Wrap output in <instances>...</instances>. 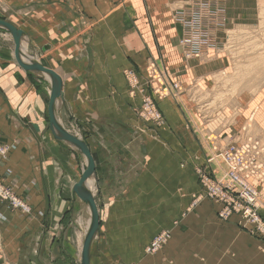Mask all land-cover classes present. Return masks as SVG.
Listing matches in <instances>:
<instances>
[{"label": "crops", "instance_id": "1", "mask_svg": "<svg viewBox=\"0 0 264 264\" xmlns=\"http://www.w3.org/2000/svg\"><path fill=\"white\" fill-rule=\"evenodd\" d=\"M119 6L115 0H0V19L21 31L32 59L60 78L57 121L78 125L93 159L99 231L90 264H123L118 253L141 251L129 237L152 236L169 221L164 205L168 209L170 173L193 179V166L203 162L200 139L187 131L180 114H166L170 130L159 143L141 135L134 137L141 146L134 147L130 133L123 137L122 126L136 124L131 112L123 115L132 108L123 67L131 62L140 69L155 55L152 38L142 33L147 21L126 10L117 13ZM172 35L168 28L162 59L174 45ZM4 40L0 30V147H9L0 157V182L29 213L0 202V264H81L75 237L82 230V204L73 187L83 167L74 148L49 128V80L23 71ZM202 124L205 131L212 128ZM154 188L164 190L155 195Z\"/></svg>", "mask_w": 264, "mask_h": 264}, {"label": "rangeland", "instance_id": "2", "mask_svg": "<svg viewBox=\"0 0 264 264\" xmlns=\"http://www.w3.org/2000/svg\"><path fill=\"white\" fill-rule=\"evenodd\" d=\"M115 4L120 5L117 13L126 10L147 21V33H142L152 38L155 55L144 59L140 69L131 62L123 67L126 104L132 107L123 109V115L131 112L136 121L132 128L122 126L123 137L130 133L134 147L141 146L135 142L141 135L159 143L161 133L170 130L166 116L177 119L180 114L187 131L200 139L203 155L202 164L193 166V179L187 173L186 178L170 173L168 209L164 205L169 221L159 223L161 228L152 236L129 237L134 248L142 249L118 253L123 264H264V233L243 220L244 212L255 211L258 224L264 225V0H115ZM168 28L173 35L178 33L172 35L168 58L162 59L167 56ZM0 30L14 59L12 37ZM179 67L183 72L175 70ZM49 92L50 87L47 108ZM163 105H169L166 113ZM202 122L212 128L204 126L205 131ZM62 124L85 143L76 123ZM8 149L0 147L1 158ZM75 152L83 173L87 162ZM0 187L17 199L1 182ZM160 189L154 188V194ZM9 195L0 202L15 210ZM247 196L254 198V208L246 203ZM97 197L98 188L93 195L96 206ZM18 201L28 214V206ZM156 206L161 210V204ZM85 223H78L82 230H76L80 249Z\"/></svg>", "mask_w": 264, "mask_h": 264}, {"label": "water", "instance_id": "3", "mask_svg": "<svg viewBox=\"0 0 264 264\" xmlns=\"http://www.w3.org/2000/svg\"><path fill=\"white\" fill-rule=\"evenodd\" d=\"M0 28L6 29L10 33L14 44V58L21 69H23L24 71L47 74L53 79L54 82L53 85L51 86L48 108H47L50 130L52 131L55 139L77 147L80 153L83 155V157H85V159L87 160L86 170L82 173L81 179L78 181V183L74 185L73 193L81 202L88 204L91 210V226L86 237L84 238L82 250H81V264H89V249L94 237L96 236L99 230V217H98L99 215H98L95 199L90 194L82 191L81 187L83 183L86 182L94 174L95 169H94L93 159L91 157L87 145L82 140L73 137L65 130L60 129L56 124L53 115V105L55 101L61 96L60 82L58 77L55 75V73H53L47 68H44L41 65L23 64L19 59V41L21 37V32L15 29L14 27H12L11 25H9V23H6L1 20H0Z\"/></svg>", "mask_w": 264, "mask_h": 264}, {"label": "bare ground", "instance_id": "4", "mask_svg": "<svg viewBox=\"0 0 264 264\" xmlns=\"http://www.w3.org/2000/svg\"><path fill=\"white\" fill-rule=\"evenodd\" d=\"M10 25V24H9ZM13 27V26H12ZM16 29V28H15ZM19 31V30H18ZM21 32V31H20ZM22 40H23V35H22V32H21V37H20V41H19V59H20V61L23 63V64H26V65H40L39 63H36L33 59H32V57L30 56V54H29V52H28V50L26 49V47H25V44H26V42L24 41V42H22ZM14 60H15V58H14ZM15 62H16V60H15ZM17 63V62H16ZM29 63H31V64H29ZM18 65V64H17ZM48 69V68H47ZM23 70V69H22ZM50 70V69H49ZM24 71V70H23ZM51 71V70H50ZM25 72H30V71H25ZM53 72V71H52ZM54 73V72H53ZM40 75H42L45 79H48L49 80V82H50V84H51V86L53 85V79L49 76V75H47V74H42V73H40ZM56 75V74H55ZM57 76V75H56ZM58 77V76H57ZM58 79H59V82H60V91H61V81H60V78L58 77ZM50 91H51V88H50ZM49 94H50V92H49ZM61 100H62V93H61V96L55 101V103H54V105H53V115H54V118H55V121H56V124L58 125V127L60 128V129H63L62 127H61V125L58 123V121H57V117H56V106H57V104L58 103H60L61 102ZM145 120V119H144ZM145 122H146V120H145ZM64 130V129H63ZM52 132V131H51ZM74 137V136H73ZM76 138V137H75ZM66 143V142H65ZM69 146H71V147H73L75 150H77V151H79V149L77 148V147H75V146H72V145H70V144H68ZM80 152V151H79ZM90 152V151H89ZM85 158V157H84ZM86 160V159H85ZM86 162H87V160H86ZM94 163V162H93ZM86 167H87V165H86ZM94 169H95V165H94ZM86 170V169H85ZM94 174H95V171H94ZM94 174L86 181V182H84L83 183V185H82V187H81V190L82 191H84L85 193H88V194H90L92 197H93V195L95 194V191H96V183L94 182V179H93V177H94ZM230 174V173H229ZM82 176V175H81ZM81 179V178H80ZM78 183V182H77ZM76 183V184H77ZM75 184V185H76ZM17 201H18V198L16 199ZM81 202V201H80ZM81 204H82V217H80L79 218V220H78V223L81 225H83L84 223H83V218L84 217H86V226L85 227H83V229H84V234L85 235H87V233H88V231H89V229H90V226H91V210H90V207H89V205L88 204H86V203H83V202H81ZM15 210H18V211H20V212H22V213H25V212H23V210L21 209V206L19 205V206H17V208H15ZM258 229H259V231L260 232H263L264 233V228H260V227H258ZM99 231V230H98ZM98 236V232H97V234H96V236L95 237H97ZM86 237V236H85ZM84 237V238H85ZM94 237V239H93V241H92V243H91V246L93 245V243H94V241H95V238ZM84 241V240H83ZM83 245V244H82ZM91 246H90V248H91ZM148 251H149V248H148ZM89 254H90V249H89ZM90 264V263H89Z\"/></svg>", "mask_w": 264, "mask_h": 264}, {"label": "built area", "instance_id": "5", "mask_svg": "<svg viewBox=\"0 0 264 264\" xmlns=\"http://www.w3.org/2000/svg\"><path fill=\"white\" fill-rule=\"evenodd\" d=\"M184 43V42H183ZM182 43V44H183ZM189 43H191V41L189 42ZM184 46V45H183ZM229 157V156H228ZM230 175V174H229ZM231 175H233V174H231ZM8 195L9 194H7L6 192H5V190H3L1 187H0V197H8ZM12 195L10 194L9 195V199L12 201V203H13V205H14V208H17V206H21V209L22 210H25L24 209V206H22V204L21 203H19V201H17L13 196L11 197ZM246 198H248V199H246V203L248 204V205H250L251 207H253L254 208V205H255V200H254V198L252 197V198H249V196H247ZM5 199V198H4ZM259 219H260V217H259V214H258V212H255V211H253V212H244L243 213V220L245 221V223L246 224H248V225H253L254 226V229L255 230H257V231H259V229H258V227H260V228H262V227H264V225L260 222L259 224H258V222H259ZM260 232V231H259ZM156 243L157 242H155L154 244H153V246H152V248H154L155 246H156Z\"/></svg>", "mask_w": 264, "mask_h": 264}]
</instances>
